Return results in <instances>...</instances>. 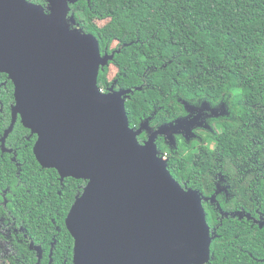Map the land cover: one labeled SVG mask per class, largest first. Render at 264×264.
I'll use <instances>...</instances> for the list:
<instances>
[{"label": "water", "instance_id": "95a60500", "mask_svg": "<svg viewBox=\"0 0 264 264\" xmlns=\"http://www.w3.org/2000/svg\"><path fill=\"white\" fill-rule=\"evenodd\" d=\"M46 1L47 12L0 0V74L14 99L1 148L19 118L36 137L42 168L86 182L65 218L72 264H206L211 237L201 198L179 185L156 148L158 136L170 139L192 121L161 126L140 144L147 122L131 128L125 102L141 88L101 92L99 69L114 54L102 56L97 39L74 26L70 5L79 0ZM206 108L185 105L190 115ZM34 251L40 264L41 246Z\"/></svg>", "mask_w": 264, "mask_h": 264}, {"label": "trees", "instance_id": "16d2710c", "mask_svg": "<svg viewBox=\"0 0 264 264\" xmlns=\"http://www.w3.org/2000/svg\"><path fill=\"white\" fill-rule=\"evenodd\" d=\"M28 1L48 9L46 0ZM69 15L80 32L97 39L101 54L118 40L121 48L110 63L117 69V87L141 88L125 102L131 128L143 125L147 117L159 126L184 121L191 116L185 105L201 109L202 103L210 108L223 104L222 116L216 118L219 132L204 138L214 141L212 148L182 138L156 144L158 155L166 154V168L183 189L206 188L198 174L212 172V158H225L231 172L239 151L236 126L241 118H258L259 135L264 137V0H79L70 5ZM103 19L107 23L98 28L95 22ZM107 69L100 68L97 77L98 88L106 92L111 86ZM0 82H4L2 136L9 126L13 86L4 74ZM35 140L17 120L5 150L0 149V216L4 223L18 220L21 241L41 245V264H47L52 238L53 264H71L73 239L65 218L86 182L61 181L54 169L42 168L33 155ZM261 175L255 185L264 214V172ZM7 228L12 231L11 225ZM10 241L15 251L1 264H36L34 254L13 234Z\"/></svg>", "mask_w": 264, "mask_h": 264}, {"label": "flooded vegetation", "instance_id": "af4514ba", "mask_svg": "<svg viewBox=\"0 0 264 264\" xmlns=\"http://www.w3.org/2000/svg\"><path fill=\"white\" fill-rule=\"evenodd\" d=\"M45 11L47 12V10ZM106 23L107 19H103L96 21L95 25L98 28H102ZM75 27L79 29L78 26ZM136 40L135 42H137ZM120 48L121 46L118 40H113L101 55L115 54ZM111 65L115 67L113 63L107 65V67ZM116 73L111 79H108L111 82V86L107 91L120 90L117 87ZM2 75L0 74V76ZM3 85L4 82H0V92ZM101 92L106 93L103 90ZM2 103L0 102V108L3 106ZM13 104L14 99L13 103H9V124ZM203 106L204 104L202 103L199 108ZM219 106L218 108H210L207 105L206 109L193 112L191 117L187 119V123L192 121L190 123L191 128L188 131L178 129L176 133L171 135L170 139L164 136H158L156 144L161 140L169 142L173 138H182L184 140L194 141L197 143V146L201 145L212 148L214 141L211 138L205 140L204 138L210 132H215V134L219 132L216 125V118L222 116L221 107L223 104ZM145 122H147V128L137 136L140 144H143L148 139L150 133L161 127L157 124H152L150 117H147ZM257 123L258 118L251 121L241 118L240 124L236 126L239 139V151L235 164H230L235 169V177L231 176V172L228 170L229 163L222 157L211 159V161H215V166L211 169L212 172L198 174V176L203 177L202 186L206 188H202L201 191H195H197L201 198L211 237L210 255L206 264H264V214L260 211V190L255 185V182L263 177L261 174L264 172V137L260 138L258 130L261 127ZM139 127L137 126L135 129ZM223 129H226V127L224 126ZM142 135L143 138L141 137ZM8 150L10 151L11 149ZM162 156H165L166 160V154ZM206 177L209 180L208 185L205 184ZM209 186L211 188H208ZM0 197L3 198V195L0 194ZM2 205L3 203L0 202V206ZM8 225L12 226V231L7 228ZM20 232H22V226L18 220L14 219L12 223H4L3 218L0 216L1 260L4 257L9 258L13 251H15L14 244L10 241L11 234L18 239L20 244H23L22 246H25L32 252L37 260V253L34 251V246L39 244L28 241L26 238L21 241L19 239ZM55 245L56 241L52 238L48 247L47 264H53L52 256ZM3 249L5 250L4 253L1 252ZM43 258L44 253L42 249L40 264Z\"/></svg>", "mask_w": 264, "mask_h": 264}, {"label": "rangeland", "instance_id": "374dc122", "mask_svg": "<svg viewBox=\"0 0 264 264\" xmlns=\"http://www.w3.org/2000/svg\"><path fill=\"white\" fill-rule=\"evenodd\" d=\"M116 72H117V69H116L115 67H113L112 65L109 66L108 69H107V74H106L107 79H111L112 76H114V74H115ZM1 252L4 253L5 250L3 249ZM0 261H2V260L0 259ZM0 264H1V262H0Z\"/></svg>", "mask_w": 264, "mask_h": 264}, {"label": "clouds", "instance_id": "9594fccd", "mask_svg": "<svg viewBox=\"0 0 264 264\" xmlns=\"http://www.w3.org/2000/svg\"><path fill=\"white\" fill-rule=\"evenodd\" d=\"M27 2H28V0H27ZM154 128H155V126H154ZM210 147H211V146H210ZM235 175H236V173H235V169H232V170H231V176H232V177H235Z\"/></svg>", "mask_w": 264, "mask_h": 264}, {"label": "built area", "instance_id": "2783aa9c", "mask_svg": "<svg viewBox=\"0 0 264 264\" xmlns=\"http://www.w3.org/2000/svg\"><path fill=\"white\" fill-rule=\"evenodd\" d=\"M161 158H162L163 160H165V156H162Z\"/></svg>", "mask_w": 264, "mask_h": 264}]
</instances>
